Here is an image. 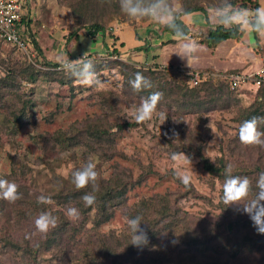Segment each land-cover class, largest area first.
<instances>
[{"label": "trees", "instance_id": "16d2710c", "mask_svg": "<svg viewBox=\"0 0 264 264\" xmlns=\"http://www.w3.org/2000/svg\"><path fill=\"white\" fill-rule=\"evenodd\" d=\"M180 2V8L178 10L172 9V0H165V4L170 8L173 16L176 17V23L188 34V37L196 39L197 43L207 49L214 51L223 42L232 40L240 42L245 32H240L236 29V25H232L228 28L222 27L219 24L218 16L216 21L218 24H211L210 15L207 8L202 6L198 0H178ZM153 2V0H143L145 5ZM24 3V0H23ZM240 3V4H239ZM252 4V9L262 7L264 0H240L232 1L234 7L241 5L240 8H246L247 4ZM34 4V3H33ZM68 15L69 23L67 29L63 35L65 43H70V40L78 41L80 39V32L86 31V36L96 42L99 38L106 40V37L112 40V46L108 47L105 53H108L110 57L104 59H94V68L96 74H100L107 70H111L109 66L118 70L124 80V93L134 94L140 97H146L152 91H160L165 98H171V103L175 102V106L183 110H190L191 108L197 109V111H210L214 106H235V95L239 91H234L230 88V84L227 80L214 76V73L210 71H188L183 69H171L162 68L161 65L146 64L140 66L130 59L123 60V43L118 44L119 37L113 31L109 29L106 33L105 13L111 11L120 10L118 0H68ZM25 4L23 5V15L21 17L20 25L27 28L30 35L29 42L34 47L35 58L34 61L41 63L46 69L44 73L40 72L30 63H18L15 65H7L4 68V74L0 77V111H5L6 123L3 124L4 133L10 135L9 125L11 124L13 130L19 131L25 127H35L36 113L34 111L36 104L33 101L34 90L30 86L29 89L23 85V83L33 84L38 76L53 78L59 75V84L62 88H66L57 93V97L64 99L67 96L64 95L68 91V98H74L78 91L83 88L81 84L75 82L74 78L69 74L60 70V65L45 64L40 61L39 55L42 54L34 39L33 31L29 28L33 22L29 19L24 12ZM36 5L33 6V8ZM29 8L27 7V12ZM188 12L190 14H185ZM198 14L204 17L205 25L196 29L189 28L182 20L184 16ZM36 17H34L35 19ZM147 23L153 22L147 19ZM36 22V21H35ZM155 23V22H154ZM156 29L162 35H168L172 38V33L169 29L162 25L155 23ZM194 29V30H193ZM253 39L258 45L257 34L252 32ZM105 36V37H104ZM136 40L143 41L146 45L148 40L142 38L140 34L135 33ZM104 40V41H105ZM1 42V41H0ZM178 42V41H177ZM174 40H169L162 45L176 44ZM104 43V42H103ZM15 51L16 48L12 47ZM113 48V49H112ZM143 52H147L148 48H141ZM18 52V51H17ZM156 59V58H155ZM33 61V62H34ZM32 62V61H31ZM52 66V67H48ZM140 72L145 77L152 81L153 88L145 90L143 92L135 93L131 89L129 81L134 79L135 74ZM199 73L201 75L200 83L190 91L183 90L181 87L188 84L190 77ZM166 79H179L177 84L169 83V88L165 86L161 81ZM184 82H183V81ZM127 88V89H126ZM207 93L209 98L203 102L204 97H200V93ZM251 92V91H249ZM256 96V100L252 105L245 109L237 111L236 138L239 141L238 130L242 122L250 120L253 117H264V85L253 90ZM181 99H174L179 94H183ZM201 95V94H200ZM202 98V100H201ZM166 100V99H163ZM161 102V101H160ZM182 102V103H181ZM117 104L116 101H104L103 104L111 112L116 109L112 107L113 104ZM212 106V107H211ZM237 108V106L235 107ZM237 110V109H236ZM54 115L49 114L47 116L48 123H51ZM104 121V120H103ZM131 124L125 123L124 126H130ZM103 123L87 124L79 126L77 133L66 137L64 139H57L56 134L50 135H38L32 137L35 143L53 142L60 149L66 148L68 152L75 148H81L84 150V156L86 159L90 155L96 156L100 162L107 161L109 158V149H114V139H112L110 130L103 127ZM124 126L116 125L118 132L123 129ZM259 130L264 131V122L259 125ZM10 133H7V132ZM14 133L12 132L11 135ZM188 151L197 156L200 160H203L205 170L211 175L218 176L221 181L225 180V167L230 165L227 162L219 161V165H213L201 154V143L204 142L202 138L196 133L192 136ZM240 142V141H239ZM247 155V154H246ZM249 155V154H248ZM88 163V162H87ZM86 163V164H87ZM236 163L235 167L232 166V175L247 176L252 184L253 195L256 189V183L259 178V173L264 172V147L255 146L251 150V154L247 159V163ZM25 164L21 163L19 166H14L9 176H0V179H6L9 182H14L18 186V193L21 195V199L15 202V208H25L15 212L17 219L30 218L35 219L41 212H49L51 215L57 217V226L52 228L48 233L44 234L40 241L31 244V240L14 241L10 239V234H6L3 239L0 240V254L4 258L15 263L16 258L19 259L21 264H41L40 254L42 249L45 251H57L63 259L65 264L66 259L72 254V246L76 243L77 238L82 230L85 229L86 224H91L93 229H97L104 224L110 223L118 209L124 204L125 196L127 192L135 185L141 184L145 178L143 175H147L151 172L150 169L144 171L142 175L134 178L129 170L122 172L123 175H114L113 179L108 181L101 180L99 177L96 181L95 191L90 183L84 189L77 190L72 182V179H65L57 177L53 179L54 185H50L52 182L45 184L49 197L60 206L75 207L79 210V219H76L77 223H71L63 212L52 209V206L38 203L36 200L30 197V192L37 191L33 186L34 181H31L28 185L22 182L25 176ZM249 166V167H248ZM79 170H82L79 168ZM39 181L43 179L38 171ZM22 177V178H21ZM178 182L180 189H185V192H179L173 194L166 192L165 194H157L149 198L148 200L141 199L127 212H123V219L125 225L123 227L124 232L113 235H100L97 231L94 232V240L92 244H89V249H83L81 244L76 249L77 259L82 258L79 264H121L125 262H133L134 264H233L238 261L242 262V256L246 255L252 260L256 257L264 255V235L245 232L246 227L253 226L251 220L241 221L236 215L237 211H230L228 205L223 203V190L221 196V209L229 212L226 216L220 214L215 222H208L203 220L199 215H194L185 211L179 202L182 199L189 200L196 197L195 191L191 185H183L180 180L174 178ZM50 185V186H49ZM223 188V187H222ZM46 191V192H47ZM86 193H92L95 196V202L90 207H86L81 197ZM251 199V196L249 197ZM209 201V200H208ZM2 204V203H1ZM208 204V202H207ZM210 204V203H209ZM13 208V207H11ZM13 209V210H14ZM28 211V214H27ZM142 217L141 227L147 232L148 243L147 245L136 247L131 244V232L127 221L136 216ZM234 216V217H233ZM250 230V229H249ZM243 231V232H242ZM113 237V238H112ZM33 243V242H32ZM48 244V246H47ZM254 256V257H253ZM263 257H261L262 259ZM82 261V263H81Z\"/></svg>", "mask_w": 264, "mask_h": 264}, {"label": "rangeland", "instance_id": "374dc122", "mask_svg": "<svg viewBox=\"0 0 264 264\" xmlns=\"http://www.w3.org/2000/svg\"><path fill=\"white\" fill-rule=\"evenodd\" d=\"M198 1L202 6L207 8L211 16L210 19L212 23L215 24H218L216 19L217 15H219L216 9L235 11L241 6L239 3L231 10L225 8V6L232 3V1L240 0ZM171 3L174 11L180 8V2L178 0H172ZM24 4L29 8L27 12V7H25V14L33 21L29 29L33 31L34 39L37 41L41 50L42 54L39 55L41 62L45 64L49 63L50 65H60L63 59L69 58L75 60L80 58L85 52L88 59L91 57H95V59L110 57L108 56L110 54L105 53L102 48L105 38H99L94 42L91 38L86 36V31L79 33L80 39L78 41L72 39L69 41V44L65 43L63 35L69 23V12L67 10L68 0H24ZM34 5H36V7L33 8ZM252 7L251 3L246 6V8L250 10ZM34 11H36V13ZM109 11L110 12L105 13L106 19L104 20L107 29L106 33L109 31L110 27L111 29H118L126 24L130 27L134 26L137 28L139 25L150 24V22L147 23L146 20L129 19L121 10ZM34 17L36 18L34 19ZM193 17L194 15H189L185 16L184 19L189 20ZM152 24L155 23L153 22ZM19 29L23 32L24 27L19 25ZM140 35H142V33H140ZM108 37H106V39H110ZM29 46L30 52H33V45L30 43ZM203 48L207 50L206 47ZM137 52L143 53L141 49H138ZM257 52L264 61V51L262 50L261 53H259V49H256V54ZM125 53L126 52H123V57ZM206 53L207 52L200 51L197 55H204ZM161 56V63L165 64L162 68L169 67L171 69L174 67L176 69L180 68L186 70L181 63L176 62L177 57H170L174 56V49L172 46H166V48L162 50ZM31 58L30 60L27 59L20 52L15 51L11 46L0 42V77L5 75L4 68L7 65H15L18 63H30L40 72L48 70L41 63L39 64V61H34L35 57ZM91 60L94 61V58ZM123 60H126L125 57ZM138 65L144 66L145 63H138ZM109 67L111 70L96 74V77L104 82V87L96 88L84 85L81 89L82 92L79 90L74 98H68V91L64 92L66 93L64 94L67 96L66 98L61 99L57 97V93H61L62 90L66 89L60 86L58 81L60 80L59 75L53 78L38 76L33 84L29 85L28 83H23L27 89L31 86L34 90L32 99L36 104L34 109L36 113L35 127H25L19 131H14L12 125L8 124L9 131L14 134L11 135L8 131L7 133H10V135H6V133H4L3 124L7 122L5 119L7 114L5 111H0V176H9L14 166L26 163L25 176H23L22 182L28 185L31 181H34L33 186L35 189L38 188V190L30 192V197H33L32 199L37 202L39 196H50L48 194L49 191L44 187L45 184L48 185L47 183L52 182L53 179L57 177L72 179V174L79 170V168L83 169L89 161L96 164L95 170L99 174L98 177L106 181L113 179L114 175H123L122 172L126 170H129L134 178H137L140 174L142 175V173L148 169L151 170L147 175H143V177L146 176V178L141 184L133 186L127 192L124 204L118 209L119 211L110 223L104 224L97 229H93L91 224H86L85 229L80 232L76 243L72 246V254L75 259L73 256H69L65 264H79L78 261L82 258L77 259L75 253L77 247L79 248L78 244H81L83 249H89L88 245L95 241L93 238L94 232L97 231V234L108 236L114 233L119 234L124 232L123 227L125 225V220L123 219V212L127 213L134 204L141 199L148 200L154 195L165 194L166 192H171L173 194L185 192V189H180L178 182L174 180V178H177V164L170 159L173 153H183L191 160V165L182 163L179 166L180 169L190 175L191 180L189 185L193 187L195 191L194 194L197 196V198L191 196V199L188 196V201L182 199L179 202V205L185 211L194 215H200L203 220H207L208 222H215L220 214L226 216L231 210L236 211L234 207H228L230 210L228 213L221 209L223 181H221L218 176L211 175L205 170L203 160H200L197 156H193V154L188 151V146L192 144V141H190L192 136L197 133L204 141L200 145L202 147L201 154L208 163L219 165V161L222 160L234 167L236 163H247L251 150L254 148L246 147L237 140L236 130L238 125L237 122H235L237 111L249 107L256 100L255 93L253 92V90L256 91L254 87L249 86L245 89L234 90L239 91L235 95V106L233 104L231 106H225L224 108H221V106H214L213 109L210 108L208 112L202 110L199 112L197 109L193 108L190 110L183 108L182 110L175 106V102L171 103V98H165L163 96L153 118L150 121L137 124L135 115L136 109L141 102V95L139 97L134 94L124 93L123 88H125V86L123 77L117 69L111 66ZM178 80L179 79H175V81H173V79H161L167 88H169V83L173 84V82H175L177 84ZM181 87L186 91L193 89L190 88L188 84H185V86L181 84ZM200 94V97H204L203 102L209 98L207 93L203 92ZM182 95H184V93L179 94L178 97L175 96L174 99H181ZM103 98L104 101H116L117 104L115 103L112 105L116 110H111L110 112L108 108L104 106ZM236 106L237 108H235ZM161 113H163V118L160 116ZM49 114L54 115L51 123H48L46 120ZM94 121H97L98 124L102 122L104 125L103 127L110 130V133H113L111 137L114 139V149H109V158L107 161L100 162L94 155H90L86 159L84 150L80 147L68 152V149H60L53 142L44 143L40 141L37 144L31 139L38 135L53 136L54 134L57 135V139H64L77 133L79 126H83L85 123L93 124ZM125 123L131 125L124 126ZM117 124L124 126L120 132L116 129ZM173 130L178 133V137H172ZM38 171H40V175L43 176V179L40 181L37 177L39 174ZM177 179L180 180L179 178ZM54 181L50 184L51 186L54 185ZM49 206H52L54 210L63 212L65 215L67 208H69L64 206L60 208L55 202ZM14 208L15 203L0 199V240L4 238L6 232V234H10V239H14V241L19 242L20 240L26 239L31 240L33 242H30L31 244L36 243L35 241H40L44 234L36 230L34 218H30L29 215H27V218L20 219L19 222V219L15 217V212L23 210L25 206ZM233 215H236L241 221L250 220L249 216L243 213ZM66 217L72 224L78 222L77 220L70 219L67 215ZM51 229L52 228H50V230ZM247 231L248 233L250 231L254 234L257 233L252 225L251 227L245 228L246 233ZM252 233L250 232L251 235H253ZM261 257L263 258L261 259ZM242 258V262L238 261L233 264H264V255L256 257L253 260L246 255H243ZM40 259L41 264L63 263V259L57 251L48 252L42 249ZM7 260L8 258H4L3 255L0 254V264H14V262L10 260L8 262ZM15 263L21 264L17 258ZM121 264L134 263L121 262Z\"/></svg>", "mask_w": 264, "mask_h": 264}, {"label": "clouds", "instance_id": "9594fccd", "mask_svg": "<svg viewBox=\"0 0 264 264\" xmlns=\"http://www.w3.org/2000/svg\"><path fill=\"white\" fill-rule=\"evenodd\" d=\"M120 10L129 19L132 20H150L169 29L174 41H179V51L176 55L182 61L186 62L187 67L192 69V65L197 63L199 45L188 37V34L176 23V17L172 15L169 7L166 6L165 0H153L145 5L143 0H118ZM225 8L231 10L232 4ZM219 13L218 20L222 27L228 28L236 25L240 32L251 31L260 36H264V7H257L254 10L239 8L235 11H225L216 9ZM185 14H190L185 12ZM91 56V55H90ZM60 70L74 78L75 82L88 87L102 88L104 82L96 77L94 62L88 59L86 52L78 59L72 60L65 58L60 64ZM131 89L135 93L143 92L153 88L152 81L140 72L135 74L134 79L129 81ZM163 93L152 91L147 97H141L139 107L136 109L135 120L137 124L150 121L157 112V107L162 100ZM163 118V113L160 114ZM264 122V117H253L241 123L238 130L239 141L246 147H264V131H260L258 125ZM167 135V134H166ZM172 137H178V133L173 130ZM170 137V138H172ZM170 159L177 164L176 176L185 186L190 184L191 177L182 169L180 164L187 163L191 165L189 157L183 153H173ZM96 164L89 161L82 170H77L72 174V182L77 190L84 189L90 183L95 191L98 173L95 170ZM232 166L225 167V180L223 183V203L228 207H234L237 212H242L249 216L253 227L258 234L264 235V172L259 173L256 183V191L253 195L251 181L247 176L232 175ZM251 196V199L249 197ZM18 193V186L14 182L6 179H0V199L10 203H15L21 199ZM81 199L86 207H90L95 202V196L92 193L84 194ZM38 203L51 205L54 201L50 197L39 196ZM66 215L73 220L79 219V210L75 207H69ZM142 217L136 216L127 221L131 232V244L136 247L147 245V232L141 227ZM57 226V217L49 212H41L35 219V228L38 232L46 234L50 228Z\"/></svg>", "mask_w": 264, "mask_h": 264}, {"label": "crops", "instance_id": "0c3cea01", "mask_svg": "<svg viewBox=\"0 0 264 264\" xmlns=\"http://www.w3.org/2000/svg\"><path fill=\"white\" fill-rule=\"evenodd\" d=\"M264 7V3L262 4ZM36 13V11H34ZM194 17L185 20V16L182 18L183 22L189 28H198L205 25V19L201 15L193 14ZM212 24V22H210ZM214 24V23H213ZM138 26V25H137ZM157 26L154 24L139 25L137 28L134 26L130 27L128 25H122L118 29H113V31L118 35V44L123 43L122 52H126L125 59H130L134 63H146V64H158L165 66L161 63V52L166 46H172L174 49V56L171 58H176V62L181 63L184 68L188 71H210L215 75L232 74L240 72H252L257 70L262 65L261 55L256 54V49H259V53L264 51V36L257 34L259 40L258 45L253 39L251 31H245V34L241 38L240 42H235L228 40L219 45L214 51L209 49H204L197 43L196 39H193L198 45V52H207L204 55H199V60L197 63L192 65V69L187 67L186 62L182 61L176 53L179 51V41L176 44L162 45L173 38L168 35H162L158 32ZM193 29V30H194ZM135 33H142L141 37L148 40L146 45L143 41H137L135 38ZM190 38V37H189ZM126 39V40H125ZM112 40L106 39L103 44L104 51H107L108 47L112 46ZM145 47L148 48L147 52H137L138 49ZM123 57V58H124ZM156 58V59H155ZM174 61V60H173ZM153 62V63H150ZM171 65V63H170Z\"/></svg>", "mask_w": 264, "mask_h": 264}, {"label": "built area", "instance_id": "2783aa9c", "mask_svg": "<svg viewBox=\"0 0 264 264\" xmlns=\"http://www.w3.org/2000/svg\"><path fill=\"white\" fill-rule=\"evenodd\" d=\"M22 0H0V41L16 48L18 52L24 55L27 59L35 57V52L29 50V33L24 27L23 32L19 29L21 17L23 15ZM94 56V55H91ZM95 57H91L92 59ZM113 58L114 57H109ZM225 79L230 84L232 90L245 89L249 86L256 90L264 85V61L260 68L252 72H240L232 74L214 75ZM201 81L199 73L193 74L189 79L190 87L197 86Z\"/></svg>", "mask_w": 264, "mask_h": 264}]
</instances>
